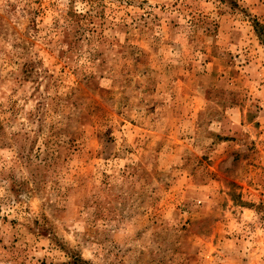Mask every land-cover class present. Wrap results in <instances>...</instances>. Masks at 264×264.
<instances>
[{
  "label": "rangeland",
  "instance_id": "374dc122",
  "mask_svg": "<svg viewBox=\"0 0 264 264\" xmlns=\"http://www.w3.org/2000/svg\"><path fill=\"white\" fill-rule=\"evenodd\" d=\"M0 264H264V0H0Z\"/></svg>",
  "mask_w": 264,
  "mask_h": 264
}]
</instances>
